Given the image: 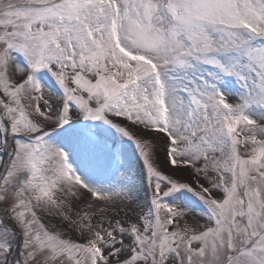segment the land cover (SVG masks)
<instances>
[{
	"label": "snow or ice",
	"instance_id": "snow-or-ice-1",
	"mask_svg": "<svg viewBox=\"0 0 264 264\" xmlns=\"http://www.w3.org/2000/svg\"><path fill=\"white\" fill-rule=\"evenodd\" d=\"M0 264H264V0H0Z\"/></svg>",
	"mask_w": 264,
	"mask_h": 264
},
{
	"label": "rangeland",
	"instance_id": "rangeland-1",
	"mask_svg": "<svg viewBox=\"0 0 264 264\" xmlns=\"http://www.w3.org/2000/svg\"><path fill=\"white\" fill-rule=\"evenodd\" d=\"M161 159H162V157H161ZM133 170L135 171V168ZM183 177H184V179H189V176L187 173H184ZM113 179H114V177H113ZM141 195H143V193ZM201 223H205V221H201Z\"/></svg>",
	"mask_w": 264,
	"mask_h": 264
}]
</instances>
